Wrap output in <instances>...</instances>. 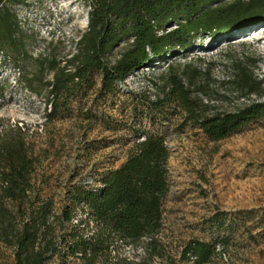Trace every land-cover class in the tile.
I'll return each mask as SVG.
<instances>
[{"label": "trees", "instance_id": "16d2710c", "mask_svg": "<svg viewBox=\"0 0 264 264\" xmlns=\"http://www.w3.org/2000/svg\"><path fill=\"white\" fill-rule=\"evenodd\" d=\"M4 1L0 54L17 70L20 84L36 94L43 91L48 118L58 116L98 81L99 98L115 96L129 76L166 62L158 82L151 83L158 94L142 101L151 120L173 105L186 124L218 141L264 119V78L255 72L260 57L229 56L223 48L219 61L229 73L220 80L213 78L214 63L205 62L206 57L172 61L202 48L201 40L213 42L264 23V0H81L89 8L87 27L74 50L59 58L53 42H45L32 59V78L22 65L29 37ZM34 78L39 80L37 90ZM215 85L222 92L217 96ZM232 95L242 104L232 110L214 105ZM141 134L126 160L103 173L97 187H69L57 211L52 198L43 197L33 182L35 159L25 133L19 127L0 131V244L12 250L13 264H48L54 257L61 262L76 258L81 264H135L120 255V246H139L149 257L159 256L168 150L161 136ZM211 253L208 243L198 241L188 243L184 252L197 264L207 262Z\"/></svg>", "mask_w": 264, "mask_h": 264}, {"label": "rangeland", "instance_id": "374dc122", "mask_svg": "<svg viewBox=\"0 0 264 264\" xmlns=\"http://www.w3.org/2000/svg\"><path fill=\"white\" fill-rule=\"evenodd\" d=\"M3 4L29 37L27 60L22 65L30 77L32 59L42 53L45 42L52 41L54 55L61 58L74 50L87 27L89 8L81 0H5ZM261 26L264 23L213 42L201 40L202 48L172 61L206 57L205 62L214 63L213 78L220 80L229 73L219 61L225 48L229 56L260 57L255 72L264 78ZM255 30L259 36L251 39ZM165 67L163 62L132 74L115 96L99 98L98 81L83 89L58 116L48 118L43 91L36 94L20 84L17 70L0 54V131L19 127L25 133L35 159L33 182L43 197L52 198L57 211L73 184L97 187L103 173L119 167L142 139V132L161 136L168 150V190L162 202L159 256L149 257L139 246H120V255L135 264H197L184 252L188 243L198 241L212 247L204 264H264V119L243 125L218 141L208 140L186 124L173 105L151 120L142 101L158 94L151 83L158 82ZM33 82L37 90L39 80ZM212 89L214 96L222 93L218 85ZM242 102L232 95L214 105L232 110ZM0 264H13L12 250L3 244ZM48 264L81 262L72 257L61 262L54 257Z\"/></svg>", "mask_w": 264, "mask_h": 264}, {"label": "bare ground", "instance_id": "6f19581e", "mask_svg": "<svg viewBox=\"0 0 264 264\" xmlns=\"http://www.w3.org/2000/svg\"><path fill=\"white\" fill-rule=\"evenodd\" d=\"M258 28H259L258 30H260V29H262V28L264 29V26H261V27H258ZM258 30H255L254 32L251 33V34H252V35L250 36L251 39H254V38H256V37L259 36V33H257Z\"/></svg>", "mask_w": 264, "mask_h": 264}]
</instances>
